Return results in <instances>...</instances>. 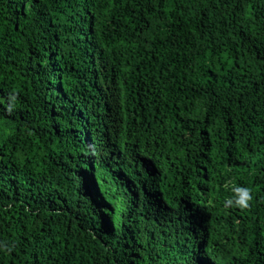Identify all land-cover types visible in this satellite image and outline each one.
<instances>
[{
  "label": "trees",
  "instance_id": "obj_1",
  "mask_svg": "<svg viewBox=\"0 0 264 264\" xmlns=\"http://www.w3.org/2000/svg\"><path fill=\"white\" fill-rule=\"evenodd\" d=\"M0 264H264V0H0Z\"/></svg>",
  "mask_w": 264,
  "mask_h": 264
}]
</instances>
